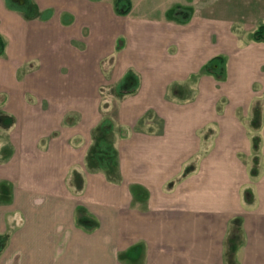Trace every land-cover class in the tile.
<instances>
[{
	"label": "crops",
	"instance_id": "1",
	"mask_svg": "<svg viewBox=\"0 0 264 264\" xmlns=\"http://www.w3.org/2000/svg\"><path fill=\"white\" fill-rule=\"evenodd\" d=\"M147 1L0 0V264H264V0Z\"/></svg>",
	"mask_w": 264,
	"mask_h": 264
},
{
	"label": "trees",
	"instance_id": "2",
	"mask_svg": "<svg viewBox=\"0 0 264 264\" xmlns=\"http://www.w3.org/2000/svg\"><path fill=\"white\" fill-rule=\"evenodd\" d=\"M131 9V5L129 0H115L114 3V10L116 14L124 16L129 13ZM177 10L173 11L171 13V16H174L176 14H179ZM250 40L253 42H260L264 43V26H259L251 35ZM118 47V46H117ZM4 52V43L0 37V56L3 55ZM203 72L207 74L214 75L217 79L223 78L224 73V66H223V58L222 57H216L213 60H211L205 67L203 68ZM126 93L133 92V89L126 90ZM119 93H122L119 91ZM3 243H0V249L2 248Z\"/></svg>",
	"mask_w": 264,
	"mask_h": 264
},
{
	"label": "rangeland",
	"instance_id": "3",
	"mask_svg": "<svg viewBox=\"0 0 264 264\" xmlns=\"http://www.w3.org/2000/svg\"><path fill=\"white\" fill-rule=\"evenodd\" d=\"M146 3H147V5H151L152 4V0H148L147 2H145V4L144 5H146ZM173 3V0H161L160 2L158 1L157 2V4H159V7L162 9V8H166V7H168V6H171V4ZM140 5L138 4V5H135V13L134 14H142V6L141 7H139ZM154 12V13H153ZM158 13V14H157ZM150 14V16H154V17H158V16H160V11H157V12H155L154 10H152V12L151 13H149ZM247 20V19H246ZM243 23L244 22H242V24H239L238 26L240 27V29H241V31H243L242 33V35H240V39L243 41V40H245L246 39V31H249L251 28H253V27H255V20L254 19H252V18H248V20H247V25H245V26H243ZM101 92H102V95L105 97V100H107V97L105 96V91L104 90H101Z\"/></svg>",
	"mask_w": 264,
	"mask_h": 264
}]
</instances>
